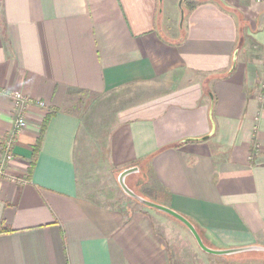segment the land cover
<instances>
[{
  "label": "crops",
  "instance_id": "crops-1",
  "mask_svg": "<svg viewBox=\"0 0 264 264\" xmlns=\"http://www.w3.org/2000/svg\"><path fill=\"white\" fill-rule=\"evenodd\" d=\"M13 91L29 101L18 134ZM115 93L130 103L106 155L118 175L137 168L128 188L184 216L211 249L255 247L200 251L194 264H264L258 0H0V159L13 157L0 176V264H171L150 211L122 214L81 190L79 108Z\"/></svg>",
  "mask_w": 264,
  "mask_h": 264
},
{
  "label": "rangeland",
  "instance_id": "rangeland-1",
  "mask_svg": "<svg viewBox=\"0 0 264 264\" xmlns=\"http://www.w3.org/2000/svg\"><path fill=\"white\" fill-rule=\"evenodd\" d=\"M179 6V1L177 2ZM130 102L115 93L89 99L81 110L82 147L85 149L86 175L81 190L86 198L110 210L129 212L150 211L155 235L165 246L171 264H194L205 259L189 231L178 221L166 214L154 213L136 200L124 194L118 184V173L113 171L106 155L108 135L115 124L116 114ZM153 211V212H151ZM125 212V213H124ZM209 264H216V258H206Z\"/></svg>",
  "mask_w": 264,
  "mask_h": 264
},
{
  "label": "water",
  "instance_id": "water-1",
  "mask_svg": "<svg viewBox=\"0 0 264 264\" xmlns=\"http://www.w3.org/2000/svg\"><path fill=\"white\" fill-rule=\"evenodd\" d=\"M161 1V0H160ZM181 2L179 1V8H180V21H183L184 18V11L182 9L181 6ZM213 127H212V131L213 132ZM210 135H208L207 137H205L203 140L207 139ZM137 168L133 167V168H129L126 169L124 171H122L119 175H118V184L121 188V190L124 192L125 195H127L128 197L136 200L138 203H140L141 205H143L144 207L147 208H151L154 209L160 213L166 214L169 217L175 219L176 221H178L179 223H181L191 234L192 238L194 239L197 247L199 248L200 251H202L205 254L208 255H212V256H229L232 254H236V253H240V252H245V251H249V250H253L255 249V247H249V248H238V249H227V250H215V249H211L209 247H207L203 240L201 239L197 229L195 228V226L188 220L186 219L184 216H182L181 214L165 207L159 204H155L153 202H150L142 197H140L139 195H137L136 193H134L130 188H128V186L125 183V178L136 172Z\"/></svg>",
  "mask_w": 264,
  "mask_h": 264
},
{
  "label": "built area",
  "instance_id": "built-area-1",
  "mask_svg": "<svg viewBox=\"0 0 264 264\" xmlns=\"http://www.w3.org/2000/svg\"><path fill=\"white\" fill-rule=\"evenodd\" d=\"M264 2V0H258ZM14 102L15 108V116L12 124V132L13 133H20L23 131L27 126V121L25 117V109L28 107L29 101L28 99L20 92V91H13L10 94ZM39 107H43L44 104L42 102L37 103ZM13 159L12 155L6 153L2 159H0V176L6 177L5 171V164L9 163Z\"/></svg>",
  "mask_w": 264,
  "mask_h": 264
},
{
  "label": "trees",
  "instance_id": "trees-1",
  "mask_svg": "<svg viewBox=\"0 0 264 264\" xmlns=\"http://www.w3.org/2000/svg\"><path fill=\"white\" fill-rule=\"evenodd\" d=\"M48 119H49V117L45 118L44 121H43V124H42V126H41V134H42V132L44 131L45 124L47 123ZM33 154H34V152H33ZM197 231H198V230H197ZM5 232H7V230L2 229V228L0 229V234L5 233ZM198 233H199V232H198ZM199 235H200V233H199ZM200 237H201V235H200ZM201 238H202V237H201Z\"/></svg>",
  "mask_w": 264,
  "mask_h": 264
}]
</instances>
